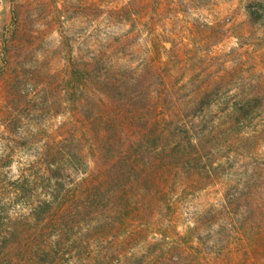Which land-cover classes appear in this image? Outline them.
Masks as SVG:
<instances>
[{
  "label": "rangeland",
  "instance_id": "obj_1",
  "mask_svg": "<svg viewBox=\"0 0 264 264\" xmlns=\"http://www.w3.org/2000/svg\"><path fill=\"white\" fill-rule=\"evenodd\" d=\"M0 264H264V0H0Z\"/></svg>",
  "mask_w": 264,
  "mask_h": 264
}]
</instances>
